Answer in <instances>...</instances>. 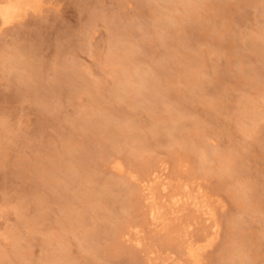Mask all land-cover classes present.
I'll return each mask as SVG.
<instances>
[{"label": "rangeland", "instance_id": "rangeland-1", "mask_svg": "<svg viewBox=\"0 0 264 264\" xmlns=\"http://www.w3.org/2000/svg\"><path fill=\"white\" fill-rule=\"evenodd\" d=\"M42 2L0 21V264H186L181 226L201 264H264V0ZM156 172L215 219L149 227L125 192Z\"/></svg>", "mask_w": 264, "mask_h": 264}, {"label": "bare ground", "instance_id": "bare-ground-1", "mask_svg": "<svg viewBox=\"0 0 264 264\" xmlns=\"http://www.w3.org/2000/svg\"><path fill=\"white\" fill-rule=\"evenodd\" d=\"M42 6H43L42 0H1L0 1V21L2 25L1 27L13 25L20 21H23L24 18L28 16V14L31 12L39 13V11H41L43 8ZM118 78L119 80L121 79L120 81L117 80L120 83V86L122 85V83L127 82L128 88H126V86L123 87L121 86L124 92H127L128 94H132V93L138 94L140 92L139 88L135 90L130 89L131 87L128 84L129 81L128 78H130V76H128L127 79L123 77L125 80H122L123 78L121 76H119ZM102 125L105 126V124L103 123ZM207 152L208 154L209 153L211 154V152L206 151V153ZM114 169L119 174H123L125 170L120 163H115ZM157 174L158 173L156 172L152 175L154 177V179L152 178L153 180H145L146 183L140 186L139 189L134 190L133 188L130 187L128 192H125L129 196V201L132 200L134 194L135 195L136 193L141 194L142 202H144L143 206L144 209H146V215H147V219H146L147 221L145 222L146 224L148 222L149 227H161V230H165L169 232L173 224L171 221L172 220L171 216L172 215L175 216L176 209L179 208V206L181 205L185 206V209L186 206L192 207L194 209L195 211L194 213H196L195 220L197 219V217L199 218L202 217V219L206 218L205 220L208 222L215 219V210L213 204L210 201V198L207 196V194H205V192H202L201 189L198 190L194 189L193 187L194 185L192 186L191 182H187L184 185L178 184L180 186L174 189L173 195L171 194L172 196L169 198L170 200L166 201L164 199L165 196L162 195V193L165 194L166 192H168V190H170L171 187H173V183L172 181L163 180L162 176ZM136 177L132 175V179H136ZM118 232L119 234L117 233L116 235L122 234L123 236L121 238L127 237L129 235L122 229L121 231L118 230ZM139 233H140L139 231L135 233L136 238L132 239V241L135 242L138 246H141L143 240L139 238ZM187 233L188 232L186 227L181 226L179 227V229L176 230L175 233L176 239L179 241L178 247L179 249H181V251L183 250L182 251L183 256H186L188 259L186 264H201V259L204 254V251L205 249H207V247H210L212 245L213 238L207 236L205 245H203V243L200 244V242L199 243L191 242L188 239ZM130 236H128L127 238H129ZM119 239L120 237L115 240L116 246H120L121 239L120 241Z\"/></svg>", "mask_w": 264, "mask_h": 264}]
</instances>
